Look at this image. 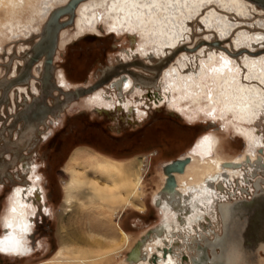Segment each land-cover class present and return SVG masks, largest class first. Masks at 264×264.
Wrapping results in <instances>:
<instances>
[{"label": "bare ground", "instance_id": "bare-ground-1", "mask_svg": "<svg viewBox=\"0 0 264 264\" xmlns=\"http://www.w3.org/2000/svg\"><path fill=\"white\" fill-rule=\"evenodd\" d=\"M62 1L61 6L51 13L39 39L45 36L46 25L53 14L71 0ZM253 17L256 21L250 23ZM263 17L264 8L251 0H82L73 11L72 22L59 31L54 61L65 41H60L61 37L66 35L68 27L76 25L81 34L89 30V35H102L99 34L101 27H111L112 33H126L134 38L130 48L119 53V63L101 69L103 75L96 76L98 81L93 85L76 86L65 77L62 69L57 70L54 62L47 69L44 55L33 64L28 76L20 80L27 62L34 55L35 49H31L23 58L26 62L20 73L2 82V105L9 103L5 97L11 89L27 84L33 77L35 93L41 91L40 96L34 99L39 102L44 99V92L53 93L47 100L54 98V103L50 105L47 101V105L56 106V109L44 118L36 119L33 114L41 103L30 102L31 93L27 88H19L27 99L21 96L19 100L22 98L23 101L19 102H27V105L13 116L18 125L10 134L16 138L24 133L33 137L37 129L47 135L46 130L50 126L42 128L40 124L45 123L51 114H55L53 121L59 120L58 111L60 117L64 114L59 109L80 104V100L93 110L103 111H109L114 103L123 105L127 111L130 107L133 111L143 105L133 112L139 121L146 114L145 106L150 104L146 100H150L154 107L165 106L189 122L199 118L213 122L221 120L219 124L223 131L234 132L236 136L247 139L245 152L236 157H225L220 151L222 139L217 133H207L193 144L188 153L164 165L165 183L155 197L164 219L146 231L133 246L126 259L127 264H187L186 254L189 264H235V250L241 251V255L253 253L256 241L248 246L245 243L250 237L263 244L264 180L256 182L258 178L264 179ZM70 18V14H65L59 22ZM196 23L198 28L191 27ZM196 31L198 36L202 35L198 42ZM39 61L42 62L36 66ZM39 72L42 76L37 80L35 75ZM55 73L59 78H55ZM55 91H59L63 98L55 96ZM27 106L30 107L28 116L24 113ZM132 116L129 113V118ZM20 122L23 123L22 131ZM5 131L0 133L1 139L8 138L3 134ZM35 142L26 145L25 149L33 154H27L28 159L19 161V168L11 172L20 181L13 179L16 185L7 198L6 214L2 216L3 233L7 237L0 240V251L7 255L22 256L28 251L29 238L34 236L32 241L37 237L38 228L34 229L40 207V203L34 202L37 194L43 197L44 212H49L42 175L37 172V149L33 151ZM10 143L11 151L20 150L16 142ZM135 160L138 162H133ZM143 162V157L119 160L87 147L77 148L63 170L66 176L65 205L70 204L76 195H82L87 201L90 198L102 202L115 211L120 207L142 211L143 208L137 204L140 200H136L141 194ZM82 163L83 168L79 167ZM89 173L107 176L113 181L101 185L98 180L89 178ZM124 174L126 177L122 179L120 176ZM254 183L255 192L249 200H235L248 199V194L243 192L249 188L252 190ZM219 218L221 229L213 234L209 226ZM20 222L23 230L17 231L16 226ZM249 227L255 228L256 233ZM95 236L99 238L97 235H92V238ZM116 236L111 238L112 242L120 239L119 234ZM90 241L91 236L72 230L69 236L61 238L55 259L85 261L88 264L87 251L83 247L92 244ZM102 243L96 241L94 246L104 247ZM235 246L238 249H234ZM185 249L188 251L182 255ZM74 253L81 257H73ZM257 264L262 262L259 260Z\"/></svg>", "mask_w": 264, "mask_h": 264}, {"label": "rangeland", "instance_id": "rangeland-1", "mask_svg": "<svg viewBox=\"0 0 264 264\" xmlns=\"http://www.w3.org/2000/svg\"><path fill=\"white\" fill-rule=\"evenodd\" d=\"M63 2L62 0H24L22 2L20 0H0V101H4L3 81L10 80L20 73L26 62L23 58L31 49H35L36 45L42 40L43 37L40 39L39 37L44 25L51 13L60 7ZM262 20L264 21V17ZM254 21H256V18L253 17L250 23ZM194 26L198 28L199 24H191V27L195 28ZM68 28L66 35L61 37L60 41L64 39L65 41L57 52L54 65L57 70L63 69L69 81L75 85L79 83L82 84L81 86L88 87L96 83L98 81L96 76L103 75L101 69L112 66V64L116 66L120 60L119 53L129 49L134 40L126 33L116 34L110 32L111 27H105L106 29L101 27L99 34H102V36H88L91 32L89 30L81 34L76 25ZM195 34L198 42V37H202V35L198 36L197 31ZM42 61H39L36 66ZM133 70L138 71L134 68ZM41 76V72L35 75L37 80L41 79ZM55 78H59L58 73H55ZM32 81H34V77L27 84L15 86L5 97V99L8 98L9 103L3 105L0 103V133L2 134L5 127L9 126L5 131L6 133H3L8 138L4 137L3 139L10 138L3 142L0 137V169L1 167L5 168L8 164L5 160H8L10 155L5 154V152L10 150V142H16L19 147L23 144L24 147L22 148L24 152H27L25 150L26 145L41 135L44 136V131L39 130L38 133V129L34 132L35 137H30L29 133L22 134L20 138L13 137L10 134L11 130L13 131L18 125L17 119L13 120V116L19 109H23L27 105V102H19L23 101L24 98L26 99L25 93L19 88H27V91L31 93L30 102L40 94V91L37 94L35 93ZM49 94V92H44V99L39 102L34 99L33 103L35 101L36 104L38 102L47 105V99L52 97L53 93ZM54 95L63 98L59 91L58 93L55 91ZM21 96L23 99L19 100ZM52 102H54V98H49V103L52 104ZM28 107L24 110L26 112L23 111L26 115L30 110V107ZM83 109L86 110L81 111ZM171 111L167 107L151 110L150 119L140 124L143 127L135 129L134 127L127 128L125 125L118 127L107 115L94 112L92 107L87 106L81 100L80 104L74 103L73 106H70L65 112L70 114L65 118L57 135L53 139L43 142L40 147L43 160L47 163L46 169L44 168L45 173L48 175L46 185L55 199L51 203L52 208H48L50 217L44 219V222L40 224L42 226L41 232L37 236L35 245L32 243L33 240L31 241L32 238H29V246L33 248V251H26L25 254H22L23 256H29L16 257L0 254V264H87L85 261L68 262L62 260V262L55 259V255L60 248L61 238L69 236L72 230L84 233L86 237L91 236L90 243L92 244L83 247L87 251L85 256L89 259L88 264H127L126 259L133 246L146 231L164 219L165 215L156 204L155 197L165 183L164 165L166 163L175 161L188 153L193 144L207 133H217L219 135L222 139L220 151L225 157H236L246 151L245 142L241 137L236 136L234 132L229 134L228 131H223L222 125L219 124L221 120L213 122L199 118L198 122L189 123L176 116L175 113L173 115ZM10 123L11 125H9ZM19 124L22 125V131L23 123L20 122ZM44 124H42V128H44ZM78 147H87L119 160L143 157L142 188L140 189L139 199L136 200L141 201H138L137 204L139 203L143 210L133 207H120L115 211L114 208L102 202H95L90 198L87 201V198L84 199L82 195H76L70 204L65 205L63 202L65 198L63 186L65 187L66 176L63 174L62 169L73 151ZM4 155H6V159ZM133 162L137 163L138 160ZM41 163L43 164V162ZM12 164L8 167L11 170L13 169ZM83 164H80L79 167H82ZM17 168H19L18 164L14 169ZM9 169L5 172V175L10 173ZM97 176L88 174L89 178L98 180L101 185H108V182L113 181L107 176ZM120 177L124 179L126 175ZM43 180L45 186V178ZM5 194L2 195L3 198H0V235L3 233L1 227L2 216H5L7 210V201L4 200ZM210 226V232L213 234L219 232L221 218L214 219L213 224H210ZM249 228L256 233L255 228ZM90 232L99 238L96 239V236L92 238ZM118 234L120 239L112 242L111 238ZM39 240L41 243H38ZM96 241L103 242L104 247L102 245L94 246ZM255 241L253 253H250L249 256L247 253L241 255V251L235 250V264H257L259 260L264 264V241L262 244L256 238L250 237V240H246L245 243L248 246ZM107 242L108 244H106ZM73 245L78 247L77 244ZM111 245L115 247L111 248ZM237 246L234 249H238ZM187 251L185 249L183 253L181 252L182 255L186 254ZM186 255L184 256L189 258L188 254ZM72 256L75 258L81 257L77 253L72 254ZM187 258L186 263L189 264Z\"/></svg>", "mask_w": 264, "mask_h": 264}, {"label": "flooded vegetation", "instance_id": "flooded-vegetation-1", "mask_svg": "<svg viewBox=\"0 0 264 264\" xmlns=\"http://www.w3.org/2000/svg\"><path fill=\"white\" fill-rule=\"evenodd\" d=\"M88 36H100V35H93V34H91V35H88ZM102 36V35H101ZM72 45V44H71ZM71 45H69V46H71ZM63 70V69H62ZM64 71V70H63ZM100 77L102 76V75H99ZM65 77L68 79V76L66 75V73H65ZM69 80V79H68ZM121 81H122V78H121ZM77 85H82V84H76V86ZM41 92V91H40ZM39 96H40V94H39ZM63 96V95H62ZM38 97V96H37ZM137 97V96H136ZM62 98V97H61ZM137 98H139V96L137 97ZM143 98H140V100H142ZM63 100V99H62ZM33 101V100H32ZM31 101V102H32ZM49 101V100H48ZM82 101V100H81ZM132 101H136V99H132ZM148 103H150L148 106H145V109H146V114H145V116H144V118L143 119H141V121H139L138 120V118H137V115L135 114V113H133V112H135L134 110H138V109H140L141 107H143V105H141V106H139L138 108H136V107H134V108H136V109H134L133 111H132V107H130L129 108V111H127L126 110V108L123 106V105H117V103H114V105L112 106V108L111 107H109V111H107V110H105V111H103L102 109H95L94 111L95 112H98V113H100V114H103V115H107L108 116V118H110L111 120H112V122H114L115 123V125H117L118 127L120 126V127H122L123 125H125V127H129V128H132V127H134L135 129H138V128H140V127H143V126H140V124H142V123H144V122H146V121H148L149 119H150V117H151V113H150V111L151 110H158V109H161V108H165V106H160V107H154V105H153V102L152 101H150V100H146ZM6 103V102H5ZM8 103V102H7ZM53 103L54 102H52V104H50V105H53ZM74 105V104H73ZM72 105V106H73ZM25 107V106H24ZM69 107H64V110H62V109H59L62 113H64V114H61V117H60V112L58 111V118H60L59 120H57V119H55L54 121H53V119H52V117L55 115V114H51V115H49L48 117H47V119L45 120V124H44V126L45 125H48V126H50V129H47L46 130V132H48L47 133V135H44V136H40L39 138H38V141H37V143L35 142L36 141V139L34 140V142L36 143L35 144V147L33 148V151L35 150V149H37V153H36V155H35V161H36V163L38 162V164H39V167H38V170H37V172H38V174H43L42 175V177H44L45 178V189H46V193H47V204H48V208H52V205H51V203L52 202H54L55 201V199H54V197L50 194V192H49V189H48V187H47V185H46V183H47V181H48V175L45 173V171H44V168L46 169V167H47V163H46V161L45 160H43V157H42V153H41V151H40V147L42 146V144H43V142H47V141H49V140H51V139H53L56 135H57V133H58V131H59V129L62 127V124H63V122H64V120H65V118L66 117H68L69 116V114L70 113H65L66 112V110L68 109ZM120 108H122L121 110H120ZM130 109H131V111H130ZM84 110H86V109H83V110H81V111H84ZM77 111H79V110H77ZM18 112H20V111H18ZM18 112H17V114H18ZM171 112H173V113H175V115L176 116H179L180 118H182L179 114H177L175 111H171ZM108 113V114H107ZM129 113L131 114V115H133L131 118H129ZM153 114V113H152ZM115 118V119H114ZM135 118V119H134ZM183 119V118H182ZM13 120H14V118H13ZM13 120H11L12 122H13ZM185 120V119H184ZM10 121V122H11ZM24 121V120H23ZM187 121V120H186ZM11 122V123H12ZM187 122H189V121H187ZM196 122H198V121H193V122H189V123H196ZM11 123L9 124V125H11ZM24 123H25V121H24ZM40 125H42V124H40ZM261 125V124H260ZM64 128L66 127V126H63ZM51 131V132H50ZM262 131H264V129H262ZM38 133H39V129H38ZM262 135V134H261ZM10 139V138H9ZM9 139H7V140H9ZM242 139H243V141L245 142V145H246V141H247V139L246 138H244L243 136H242ZM7 140H5V142L7 141ZM3 142H4V140H3ZM11 145V144H10ZM9 145V146H10ZM22 147H24V145L22 144V146H20L19 148H20V150L19 151H11V150H9L8 152H5V154H9L10 155V158L7 160L5 157H6V155H4V158L6 159L5 161H6V163H8L7 164V166L4 168V167H1V169H0V185H2V189L0 190V198H3L4 196H2L3 194H5V199L4 200H6L7 201V198L9 197V195L11 194V192H12V190L15 188V185H16V182H18L19 183V177L18 176H14V175H12V173H13V170H14V168L17 166V164H18V162L20 161V162H23V161H26L27 159H28V157H26V155L27 154H33L32 152L31 153H28V152H24V149L22 148ZM15 148V147H14ZM78 148H80V147H78ZM192 148V147H191ZM246 148V147H245ZM77 149V148H76ZM75 149V150H76ZM74 150V151H75ZM73 151V152H74ZM95 151V150H94ZM18 152V153H17ZM17 153V154H16ZM22 154H24V156H22ZM72 155V154H71ZM185 155V154H184ZM20 156H22L21 158H20ZM30 157V156H29ZM71 157V156H70ZM135 158V157H134ZM179 158H181V157H179ZM178 158V159H179ZM70 159V158H69ZM4 160V159H3ZM4 161V162H5ZM69 161V160H68ZM67 161V162H68ZM41 162H43V164L41 163ZM13 163V164H12ZM12 164V166H13V169L11 170V169H9L8 167H10V165ZM67 164V163H66ZM9 165V166H8ZM66 166V165H65ZM65 166L63 167V169H62V171L64 170V168H65ZM9 169V172L10 173H8L7 175H5V172L7 171ZM12 172V173H11ZM45 173V174H44ZM3 175H5V176H3ZM165 175V174H164ZM5 178H7V179H5ZM18 178V180H16ZM44 178H42V184L44 183ZM16 181H14V180ZM259 180H264L263 178H258L257 180H256V182L257 181H259ZM23 181H26V180H23ZM44 185V184H43ZM263 186H264V184H262ZM262 186V187H263ZM63 189H64V186H63ZM252 190H250V188L248 189V190H246L245 192H243V194L245 195V194H248V199L247 198H240V199H236L235 198V200H249L251 197H252V195H253V193L252 192H255V183H254V188H251ZM264 189V188H263ZM64 193H65V189H64ZM39 199V200H38ZM235 200H233V201H229V202H234ZM43 201V197L42 196H40L39 194H37V196H36V198L34 199V202H37V203H40L39 205H40V207H39V210L37 211V215L39 214V220L41 221V223L40 224H42V222H44V219H46V218H48V217H50V212H48L47 214L44 212V210H43V205H45L44 204V202H42ZM63 202H64V200H63ZM158 202L159 201H157L156 202V204L160 207V205L158 204ZM54 204V203H53ZM52 211H53V209H52ZM37 215H36V217H37ZM4 217V216H3ZM35 217V218H36ZM21 223V222H20ZM20 223H18L17 224V231H22L23 230V225H22V223L20 224ZM1 224H2V222H1ZM19 226H20V228H21V230L19 229ZM2 230L5 228V226H3L2 225ZM41 227L42 226H39V228H38V231H37V236H38V234H39V232H41ZM6 228H9V227H6ZM11 229V228H10ZM12 230V229H11ZM16 231V229L14 230V232ZM4 237H7L4 233H2L1 235H0V240H4ZM192 237H196V236H192ZM33 238V237H32ZM213 238H214V236H213ZM212 238V239H213ZM35 241V242H34ZM34 241H32V243H34V245H35V243H36V240L34 239ZM38 243H41V241L39 240V242ZM27 248H28V251L29 252H31V251H33V248H31V247H29L28 245L26 246ZM27 251V252H28ZM15 252H17V251H15ZM18 253V252H17ZM0 254H4V255H6V256H10V255H7L6 253H4V252H1L0 251ZM18 254H21V253H18ZM26 257L27 256H29V255H25ZM25 256H19V257H25ZM17 257V256H16Z\"/></svg>", "mask_w": 264, "mask_h": 264}, {"label": "water", "instance_id": "water-1", "mask_svg": "<svg viewBox=\"0 0 264 264\" xmlns=\"http://www.w3.org/2000/svg\"><path fill=\"white\" fill-rule=\"evenodd\" d=\"M81 1L82 0H71L66 7L61 8L60 10L56 11L53 14L49 22L50 25L49 24L46 25L45 28L46 34L45 36H43L42 40L36 45L34 55L29 60L22 76L19 78L20 80H23L26 76H28L33 64L44 55H46V62H45L46 68L50 69L51 65H53L54 62L59 31L62 27L72 22L73 11L75 10L78 3ZM251 1L258 4L260 7L264 8V0H251ZM65 14H70L71 18L63 23H60L59 19ZM38 107L39 108L33 114V116L36 119H42L48 114L54 112V110L56 109L55 108L56 106H49L46 104H39ZM37 222H40L39 214L37 215Z\"/></svg>", "mask_w": 264, "mask_h": 264}, {"label": "clouds", "instance_id": "clouds-1", "mask_svg": "<svg viewBox=\"0 0 264 264\" xmlns=\"http://www.w3.org/2000/svg\"><path fill=\"white\" fill-rule=\"evenodd\" d=\"M40 223H41V221H40V222H37V217H36V220H35V224H36V225L34 226V229H35V227L39 228Z\"/></svg>", "mask_w": 264, "mask_h": 264}, {"label": "crops", "instance_id": "crops-1", "mask_svg": "<svg viewBox=\"0 0 264 264\" xmlns=\"http://www.w3.org/2000/svg\"><path fill=\"white\" fill-rule=\"evenodd\" d=\"M35 240H37V237H36V239ZM33 241H34V239H33ZM29 243V242H28Z\"/></svg>", "mask_w": 264, "mask_h": 264}]
</instances>
